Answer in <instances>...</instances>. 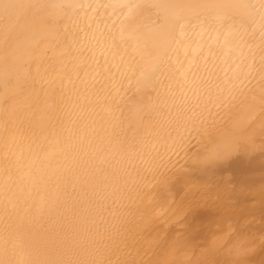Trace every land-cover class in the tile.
I'll list each match as a JSON object with an SVG mask.
<instances>
[{
    "label": "bare ground",
    "instance_id": "6f19581e",
    "mask_svg": "<svg viewBox=\"0 0 264 264\" xmlns=\"http://www.w3.org/2000/svg\"><path fill=\"white\" fill-rule=\"evenodd\" d=\"M0 2V264H264L258 32L246 80L161 118L109 46L123 29L158 50L155 10L120 7L145 0ZM52 3L88 6L54 20ZM210 140L225 154L199 162Z\"/></svg>",
    "mask_w": 264,
    "mask_h": 264
},
{
    "label": "snow or ice",
    "instance_id": "6c2138e0",
    "mask_svg": "<svg viewBox=\"0 0 264 264\" xmlns=\"http://www.w3.org/2000/svg\"><path fill=\"white\" fill-rule=\"evenodd\" d=\"M87 6L78 3L41 5L55 10L54 20L68 18L76 9ZM13 7L0 2L4 11ZM120 7L136 10L140 15L147 10L157 13L154 26L148 29L159 33L160 40L154 45L156 52L145 51L148 43L140 32L125 36L121 29L118 35L109 37L113 58L119 61L114 65L119 79L129 85L135 83L140 91L149 93L147 103L138 106L150 109V116L166 118L172 113L192 112L202 101L222 91V86L246 80L253 72L256 51L247 41L256 39L257 32L259 63L264 71V0H173L168 3L145 0ZM159 13H163L162 22ZM249 22L255 25L252 31L248 29ZM193 34L201 41L205 36L208 40L196 49L201 54L198 61L185 59L181 63L179 56L181 52L187 56L188 40ZM67 45L69 53L77 51L74 36L70 35ZM250 54L252 60H249ZM116 79V76L109 77L113 90ZM87 103L91 104V100ZM203 151L205 156L199 162L219 160L226 150L210 140Z\"/></svg>",
    "mask_w": 264,
    "mask_h": 264
}]
</instances>
